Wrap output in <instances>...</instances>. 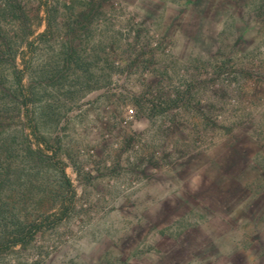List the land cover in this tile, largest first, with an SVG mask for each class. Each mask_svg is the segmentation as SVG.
I'll return each mask as SVG.
<instances>
[{
    "label": "rangeland",
    "instance_id": "374dc122",
    "mask_svg": "<svg viewBox=\"0 0 264 264\" xmlns=\"http://www.w3.org/2000/svg\"><path fill=\"white\" fill-rule=\"evenodd\" d=\"M10 2L4 134L49 164L0 188V264H264V0Z\"/></svg>",
    "mask_w": 264,
    "mask_h": 264
},
{
    "label": "trees",
    "instance_id": "16d2710c",
    "mask_svg": "<svg viewBox=\"0 0 264 264\" xmlns=\"http://www.w3.org/2000/svg\"><path fill=\"white\" fill-rule=\"evenodd\" d=\"M10 6H3L0 12V21L13 20L21 23L23 21V12L16 7L13 3H9ZM22 26H17L19 30ZM11 28L10 33H6L0 26V188L13 182L11 180L13 175H19L26 169H36L49 164L48 158H46L40 149H32L27 144V135L24 133V125L17 126L19 128V134L9 137L4 134L9 122L18 120L20 113L27 108L30 104L31 111L35 107L36 92L35 86L37 85V79H30L29 85L25 88L21 81L23 76V70H19L15 66V55L19 49V46L14 41H9V38L14 37L18 40L22 35L20 32H15L16 29ZM11 69V72L6 70ZM8 73H11L8 75ZM58 77L53 75L44 77L46 86L57 81ZM37 81V82H36ZM42 82V81H41ZM50 102H48L49 104ZM33 136L35 138L36 128L34 125L31 127ZM50 161V160H49ZM17 179V178H16ZM6 205L0 196V215L1 223L4 225L3 217L6 211ZM13 219L15 217H12ZM12 219V220H13ZM15 229V236L13 243L24 245L26 239L24 238V231L34 233L37 230L33 228V225L24 224L23 221L16 220L12 222ZM29 230V231H28ZM8 236L2 234L0 236V251L8 246Z\"/></svg>",
    "mask_w": 264,
    "mask_h": 264
},
{
    "label": "built area",
    "instance_id": "2783aa9c",
    "mask_svg": "<svg viewBox=\"0 0 264 264\" xmlns=\"http://www.w3.org/2000/svg\"><path fill=\"white\" fill-rule=\"evenodd\" d=\"M128 113H132V110H128Z\"/></svg>",
    "mask_w": 264,
    "mask_h": 264
}]
</instances>
